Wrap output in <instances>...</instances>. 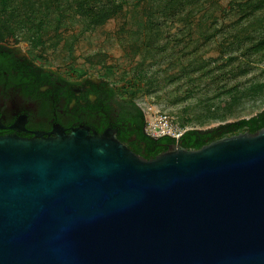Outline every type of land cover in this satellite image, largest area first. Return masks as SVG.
Instances as JSON below:
<instances>
[{
    "label": "water",
    "instance_id": "obj_1",
    "mask_svg": "<svg viewBox=\"0 0 264 264\" xmlns=\"http://www.w3.org/2000/svg\"><path fill=\"white\" fill-rule=\"evenodd\" d=\"M54 134L0 137V264H264V129L154 159Z\"/></svg>",
    "mask_w": 264,
    "mask_h": 264
},
{
    "label": "trees",
    "instance_id": "obj_2",
    "mask_svg": "<svg viewBox=\"0 0 264 264\" xmlns=\"http://www.w3.org/2000/svg\"><path fill=\"white\" fill-rule=\"evenodd\" d=\"M208 0H158L157 12L162 15L164 22L153 20L151 16L147 24L148 32H160L161 27L169 19L187 15L192 17L204 8ZM125 0H0V40L18 38L27 41L32 47L44 44V36L54 32L58 36L64 27L65 12L78 23H84L87 29L105 25L114 18L124 7ZM233 9H237L238 19L225 29H217L207 36L206 41L214 40L217 35L228 41L223 45L220 56L214 60H203L199 63L201 49L191 47V40L176 55L178 63L186 65L184 71L175 76L165 77V82L175 80L188 82H206L214 85L219 96H227L230 102L226 105L208 101L199 121L225 122L235 114L236 109L247 97L254 98L264 94V71L260 77L248 79L250 66L264 63V0H233ZM56 41H59L56 38ZM54 44L55 46L57 45ZM223 44V43H222ZM151 52V51H150ZM91 65L93 61L89 60ZM101 63V62H98ZM153 66L147 68L145 59L135 67V76L122 87L114 84L113 78L105 80L111 85L116 96V115L114 126L118 129V139L132 151L146 159H154L169 146L178 144L189 150H198L205 145L225 137L241 133H256L264 129V110L257 115L234 123L223 124L212 129H191L180 139L171 137L152 138L145 133L146 120L144 113L135 101L140 91L155 94L160 87L158 79L160 72L153 71ZM247 78V81L240 79ZM248 82V83H247ZM160 90V89H159ZM192 94L191 92H188ZM180 100H183L180 98ZM186 126L185 122L182 124ZM136 135L141 144L132 145L129 139Z\"/></svg>",
    "mask_w": 264,
    "mask_h": 264
},
{
    "label": "rangeland",
    "instance_id": "obj_3",
    "mask_svg": "<svg viewBox=\"0 0 264 264\" xmlns=\"http://www.w3.org/2000/svg\"><path fill=\"white\" fill-rule=\"evenodd\" d=\"M232 3L233 0H208L198 14L169 19L160 32L152 33L147 30L150 14L155 16L153 20L161 23L165 21L157 12L158 0H125L123 9L103 26L87 29L84 23H78L72 18L71 12L66 11L60 34L56 36L50 32L45 35L43 45L32 47L25 40L16 42V37L11 38V43L32 57L37 56L44 64L62 71L71 70L102 79L113 78L118 88L133 79L135 67L145 59L147 68L152 65V72H160L158 79L161 87L151 95L140 91L135 101L144 113L145 120L162 112L168 114L184 132L191 129L207 130L247 120L264 110V94H260L245 98L235 114L225 122H200L198 119L205 110L202 104L213 101L217 105H226L231 99L219 96L212 83H191L181 79L174 83L164 81L167 76L177 78L185 70L186 65L178 63L176 55L187 47L190 40L192 43L189 42L191 47H187L188 51L194 50L196 46L201 49L199 63L220 56L223 45L228 41L222 39V35H217L214 40L206 39L215 32L214 24L217 29H225L238 19L237 9H233ZM89 60L95 64L91 65ZM249 70L248 79L260 77L264 63L254 64ZM247 78L240 80L247 81ZM184 122L185 127L182 126Z\"/></svg>",
    "mask_w": 264,
    "mask_h": 264
},
{
    "label": "flooded vegetation",
    "instance_id": "obj_4",
    "mask_svg": "<svg viewBox=\"0 0 264 264\" xmlns=\"http://www.w3.org/2000/svg\"><path fill=\"white\" fill-rule=\"evenodd\" d=\"M36 58L11 38L0 40V137L54 136L82 126L103 133L114 126L116 96L105 79L54 71ZM129 143L140 141L132 135Z\"/></svg>",
    "mask_w": 264,
    "mask_h": 264
},
{
    "label": "built area",
    "instance_id": "obj_5",
    "mask_svg": "<svg viewBox=\"0 0 264 264\" xmlns=\"http://www.w3.org/2000/svg\"><path fill=\"white\" fill-rule=\"evenodd\" d=\"M145 133L155 139L161 137L180 139L185 132L168 114L159 112L153 114L150 119H146Z\"/></svg>",
    "mask_w": 264,
    "mask_h": 264
}]
</instances>
